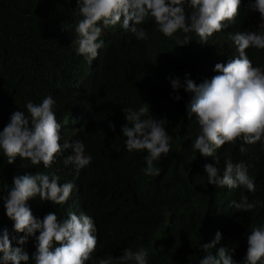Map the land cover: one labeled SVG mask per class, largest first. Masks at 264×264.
<instances>
[{"label":"trees","instance_id":"obj_1","mask_svg":"<svg viewBox=\"0 0 264 264\" xmlns=\"http://www.w3.org/2000/svg\"><path fill=\"white\" fill-rule=\"evenodd\" d=\"M247 3L244 0L241 8L242 29L259 31L255 21L260 14L251 12ZM77 6L76 0H0V131L12 112L29 115L27 101L38 104L52 96L57 121L76 128L64 137L73 143L82 141L93 158L79 171L58 161L40 168L20 157L8 164L0 150V229L6 228L12 245L25 249L30 257L36 251L34 236L23 245L18 243L23 234L14 231L2 198L15 175L40 171L76 188L63 205L30 199L33 215L43 219L55 212L62 220L67 202L84 206L96 220L98 244L92 257L97 261L109 255L119 257L128 247L133 251L143 247L149 253L147 264H199L205 255L201 243L213 241L220 232L221 241L213 251L234 248L233 259L243 263L238 259L246 252L243 245L250 228L264 225V155L260 167L248 173L254 178L255 192L209 184L203 165H215V156L205 158L193 149L200 128L194 116L188 118L191 94L183 88L175 92L169 80L183 81L186 74L197 85L210 80L219 74L215 65L226 63L235 52L234 44L224 32L214 33L207 45L201 44L193 32L188 34L191 42L178 47L175 36L184 34L166 37L149 17L138 26L146 30V40L116 27L106 36L94 66H87L89 62L72 44L82 18ZM246 53L254 66L264 68V49L249 48ZM177 94L179 101L173 98ZM145 101L151 106L149 116L167 119L164 126L172 137L170 152L154 162L160 174L152 176L143 172L146 150L127 151L121 132L127 123L122 108L138 109ZM102 115L106 118L94 119ZM109 122L115 124V131ZM236 144L225 143L227 147L214 155L220 162L232 160L233 155L242 157L237 152L226 154ZM242 195L256 207L251 212H225V201H239ZM86 264H92L91 260Z\"/></svg>","mask_w":264,"mask_h":264},{"label":"clouds","instance_id":"obj_2","mask_svg":"<svg viewBox=\"0 0 264 264\" xmlns=\"http://www.w3.org/2000/svg\"><path fill=\"white\" fill-rule=\"evenodd\" d=\"M71 3V0H66ZM79 15L82 17L75 26L76 39L72 41L75 51L89 63L99 56L107 41L106 36L116 27L123 32H131L138 40H146L147 32L143 24L147 18L155 21L157 29L166 37L175 36L178 47L191 42L189 33H195L201 44H208L216 32L226 33L235 46L226 63H217L219 73L199 85L186 74L183 81L179 77H169L175 92L181 88L191 94L186 105L188 118L195 117L199 134L193 141V149L205 158L215 156V165H203L208 183L228 189L244 188L255 192L254 178L249 172L260 167L264 155V68L254 66L246 50L264 49V0H248L246 7L260 16L259 31H243L240 24L241 8L244 0H76ZM186 9L192 11L188 13ZM115 26V27H114ZM96 63V62H95ZM179 101L180 95L173 97ZM52 96L43 98L41 103L27 101L29 115L21 110L12 112L9 122L0 131V150L7 163L12 164L17 157L30 160L32 165L49 168L54 161L68 167L75 165L77 171L90 165L92 156L86 154L85 144L66 139V131L75 127L65 126L56 119ZM150 104L145 101L138 109L123 107L127 123L121 132L126 150H146L144 157L146 175H159L161 169L154 162L166 156L171 150L172 137L165 128L166 118L155 119L149 116ZM146 117V118H145ZM106 116L94 117L97 121ZM168 122V121H167ZM169 123V122H168ZM115 131V124L109 122ZM225 143H237L226 152H237L242 157L220 162L214 155L221 152ZM227 147V146H226ZM248 154V155H247ZM247 155V159L243 156ZM216 165H219L217 167ZM221 174H220V169ZM76 186L71 182L59 183V177L44 172L29 174L20 172L13 177L11 187L3 196L7 217L12 220L14 231L23 234L18 243L23 245L28 237L34 236L36 251L30 257L20 247L12 245L9 231L0 229V264H147L148 251L140 247L137 251L125 248L119 257L93 259L92 253L98 244L97 226L93 215L82 205L67 202L63 207L65 219L55 212L47 213L43 219L36 218L28 201L39 198L63 205ZM225 212H251L256 204L242 195L224 203ZM39 232L37 236L36 233ZM222 234L216 233L215 239L201 243L205 253L199 264H237L233 259L234 248L220 247L213 251L221 241ZM245 254L240 264H264V225L252 226L243 245Z\"/></svg>","mask_w":264,"mask_h":264}]
</instances>
